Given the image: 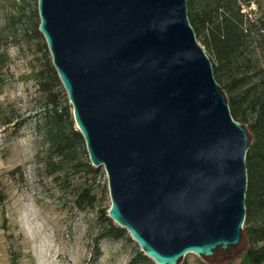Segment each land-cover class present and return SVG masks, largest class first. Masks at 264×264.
I'll return each instance as SVG.
<instances>
[{
  "label": "water",
  "instance_id": "water-1",
  "mask_svg": "<svg viewBox=\"0 0 264 264\" xmlns=\"http://www.w3.org/2000/svg\"><path fill=\"white\" fill-rule=\"evenodd\" d=\"M40 31L108 216L156 264L238 245L249 135L231 113L188 0H38Z\"/></svg>",
  "mask_w": 264,
  "mask_h": 264
},
{
  "label": "rangeland",
  "instance_id": "rangeland-1",
  "mask_svg": "<svg viewBox=\"0 0 264 264\" xmlns=\"http://www.w3.org/2000/svg\"><path fill=\"white\" fill-rule=\"evenodd\" d=\"M36 8V0H0V53L7 56L0 69V102L9 105L14 118L0 126V264H156L151 258L131 263L142 251L131 236L97 242L107 225L101 211L111 207L104 167L96 177L70 175L60 184L38 163L42 141L36 123L44 109L35 82L26 79L42 64L39 43L30 38ZM250 9L257 5L244 11ZM86 179L95 180L98 202L79 209L75 199ZM246 245L243 239L207 261L187 254L179 264H222L238 259Z\"/></svg>",
  "mask_w": 264,
  "mask_h": 264
},
{
  "label": "trees",
  "instance_id": "trees-1",
  "mask_svg": "<svg viewBox=\"0 0 264 264\" xmlns=\"http://www.w3.org/2000/svg\"><path fill=\"white\" fill-rule=\"evenodd\" d=\"M31 40L39 43L42 64L26 79L33 80L40 94L44 112L36 123L42 146L37 152L41 167L57 181L67 182L70 175L98 176L102 167L92 165L84 136L76 126L73 107L56 70L45 36L40 31L38 0ZM257 5V9L244 11ZM188 16L199 43L212 61L214 75L226 94L233 118L241 123L248 135L246 157L248 188L246 220L242 237L246 239L244 253L222 264H264V12L261 0H188ZM7 61L0 53V69ZM10 107L0 102V126L14 122ZM92 180V179H91ZM95 180H85L79 186L75 204L79 209L94 207L98 202ZM4 196L0 192V205ZM107 224L96 240H118L131 237L118 226L107 209L101 211ZM240 241V242H241ZM239 242V243H240ZM236 246V245H235ZM227 250L216 249L213 256ZM211 257H204L206 261ZM151 259L139 251L131 263ZM181 260L179 261V263ZM207 264L206 262H203Z\"/></svg>",
  "mask_w": 264,
  "mask_h": 264
}]
</instances>
